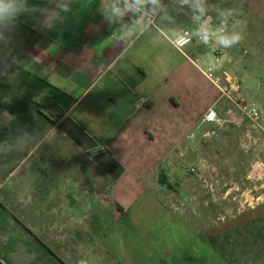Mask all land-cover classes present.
Here are the masks:
<instances>
[{
	"label": "crops",
	"instance_id": "1",
	"mask_svg": "<svg viewBox=\"0 0 264 264\" xmlns=\"http://www.w3.org/2000/svg\"><path fill=\"white\" fill-rule=\"evenodd\" d=\"M61 2L69 11L45 29V13L31 9ZM100 2L26 0L17 22L30 30L3 32L12 56L0 74V202L15 211L14 195L18 218L43 243L48 230L50 248L71 264H264V213L200 218L185 198L188 179L176 172L193 166L186 157L203 140L219 136L204 114L228 107L200 72L209 58L264 110L254 74L264 75V0H207L208 14L229 30L234 19L246 22L244 40L219 58L204 44L173 45L174 31L195 28L176 0H162L172 23L158 17L125 41L113 38L119 25L109 27ZM227 9L242 16L221 17ZM84 195L94 198L88 210Z\"/></svg>",
	"mask_w": 264,
	"mask_h": 264
},
{
	"label": "rangeland",
	"instance_id": "2",
	"mask_svg": "<svg viewBox=\"0 0 264 264\" xmlns=\"http://www.w3.org/2000/svg\"><path fill=\"white\" fill-rule=\"evenodd\" d=\"M7 43L8 39L2 35V38H0V54L4 58L7 53L12 56L6 50ZM14 44V46H20L19 37L15 39ZM254 74L259 82L258 85L264 84V75ZM218 130H220L219 136L214 139L203 140L197 153H192L186 157L188 161H194L193 167L197 170V174L188 171L190 167L186 162L182 163L176 171L183 173L184 178L188 179L185 182L187 190L185 198H189L190 202L187 203L191 204L192 207L193 203H197L195 209L199 210H195V213H200V218H208V216L212 218L213 216L217 223L226 221L228 216L232 217V215L238 219L241 215H246L249 220L261 218L262 213H264V211H260L261 208L264 209V182L251 183L246 178V172L249 165L255 160L264 163V137L258 135L255 131L244 133L237 129L234 130L232 126H224ZM221 131H223L224 136L221 135ZM11 147L9 145L3 150H9ZM13 150H16V148L13 147ZM14 166L15 164L12 168ZM5 168H7L6 170L11 169V163L7 164ZM84 187L90 188L92 183L89 180H84ZM92 198L84 195V208L87 210L91 206L90 200ZM10 199L15 204V211L12 212L18 217L19 211L22 209L19 206L20 202L17 201L14 195ZM170 204H178L174 196L170 197ZM25 213L32 218L35 215L33 210L29 212L27 209ZM189 213H191L190 216H193L191 211ZM89 215V211H84V227L87 226ZM27 228L38 236L33 232L34 227L29 226ZM48 233V230L46 234L43 232V239L49 248H53L54 245L48 242ZM18 236L24 239L11 245L6 254L0 255V258L5 260L7 264H60L52 256L33 246L30 236L13 225L0 227V253L3 252V246L7 244L11 237ZM54 252L57 254L59 250L55 249ZM63 255L67 254L63 253ZM67 259L65 258L63 261L71 264V260Z\"/></svg>",
	"mask_w": 264,
	"mask_h": 264
},
{
	"label": "clouds",
	"instance_id": "3",
	"mask_svg": "<svg viewBox=\"0 0 264 264\" xmlns=\"http://www.w3.org/2000/svg\"><path fill=\"white\" fill-rule=\"evenodd\" d=\"M181 7L191 12V18L196 27L191 33L173 32L178 39L190 40L196 37L204 45L215 44L218 48L232 49L244 40L243 31L246 27L244 19L232 20L231 30L226 20L214 25L213 16L208 14L207 0H176ZM58 10L32 8L31 11H42L45 19L41 22L45 29L52 26V22L59 17V13L68 12L69 7L64 3L57 4ZM29 11L26 0H0V38L3 32L15 26L19 16ZM99 11L109 27L119 25V30L113 32V38L125 41L132 36L143 34L159 17L161 20L173 22L167 14L162 0H101ZM221 17H241L240 10L227 9L220 12ZM183 47V45H181ZM206 70L209 73L218 70L214 60H207Z\"/></svg>",
	"mask_w": 264,
	"mask_h": 264
},
{
	"label": "built area",
	"instance_id": "4",
	"mask_svg": "<svg viewBox=\"0 0 264 264\" xmlns=\"http://www.w3.org/2000/svg\"><path fill=\"white\" fill-rule=\"evenodd\" d=\"M210 15V14H209ZM189 21L196 27V23L191 18V12L188 15ZM214 25L219 22L213 17ZM180 33H191L189 30H183ZM177 49H182L184 46L191 43L203 44L196 37H191L190 40L178 39L175 37L172 41ZM183 45V47L181 46ZM214 51L216 58L222 55V49L218 48L214 43L207 45ZM218 70L209 73L205 68H200V72L207 79V81L217 89L219 97L228 103V107L222 112L216 111L214 108H209L203 116L205 123L213 124L219 128L224 126H238L248 124L254 131L264 136V110L260 104L255 101L247 100L240 92L238 79L235 75L223 70L219 61L215 62ZM190 173L197 174V170L192 166L188 169ZM246 178L251 183L264 182V163L260 160H255L251 163L246 172ZM0 264H7V262L0 258Z\"/></svg>",
	"mask_w": 264,
	"mask_h": 264
},
{
	"label": "trees",
	"instance_id": "5",
	"mask_svg": "<svg viewBox=\"0 0 264 264\" xmlns=\"http://www.w3.org/2000/svg\"><path fill=\"white\" fill-rule=\"evenodd\" d=\"M15 27L20 28L24 32H28L30 29L25 27L24 25L20 24L19 22L16 21ZM8 62V60L0 54V74L5 66V64ZM1 132H0V138H1ZM13 225L15 228H19L23 230L27 235L30 236L31 243L33 246H35L37 249H40L43 253L48 254L52 256L58 263L60 264H66L63 262L58 255L52 251L49 246H47L45 243H43L39 237L34 235L29 228L26 227V225L12 212L11 209L2 202H0V227L3 226H11ZM20 236L18 237H11L10 240L7 242L6 245L3 246V252L0 253V255H4L8 252V249L13 245L14 243L18 241H22Z\"/></svg>",
	"mask_w": 264,
	"mask_h": 264
}]
</instances>
